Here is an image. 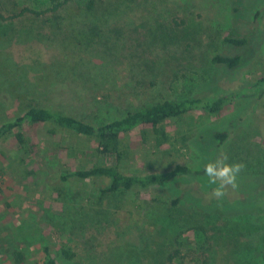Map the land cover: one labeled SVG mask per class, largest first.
Wrapping results in <instances>:
<instances>
[{"label":"rangeland","instance_id":"374dc122","mask_svg":"<svg viewBox=\"0 0 264 264\" xmlns=\"http://www.w3.org/2000/svg\"><path fill=\"white\" fill-rule=\"evenodd\" d=\"M65 1L53 11L50 0H0V52L20 65L86 57V70L111 73L106 87L123 104L97 102L98 94L67 88L44 97V105L100 123L202 90L229 100L219 114L199 110L168 120L170 141L161 147L150 127L123 136L133 153L129 171L187 165L195 174L113 198L102 208L88 203L96 192L91 182L63 178L97 162L75 150L88 152L94 141L82 138L78 144L70 136L55 137L42 126L26 125L37 150L26 164L12 138L1 140L0 264H12L8 244L24 250L29 264H43L45 246L60 264H72L61 255L63 245L76 252L75 264H119L113 252L125 242L140 248L162 244L167 252L161 260L143 258L134 264H264V92L254 85L264 76V0H100L101 10L115 9L96 29L89 18L69 17L79 14L87 0L55 4ZM28 30L32 35L25 41ZM83 31L93 32V41L74 46ZM235 32L248 39L247 45L223 43ZM216 54L242 55L241 66L214 65ZM226 130L230 137L218 147L213 134ZM74 153L81 154L78 160ZM221 153L245 168L239 187L216 200L203 168ZM92 182L98 188L108 181ZM178 197L181 203L173 206ZM238 223L255 225V232L240 228L234 233L231 228Z\"/></svg>","mask_w":264,"mask_h":264},{"label":"trees","instance_id":"16d2710c","mask_svg":"<svg viewBox=\"0 0 264 264\" xmlns=\"http://www.w3.org/2000/svg\"><path fill=\"white\" fill-rule=\"evenodd\" d=\"M50 1L54 4L53 11H57L58 8L66 3L65 1L57 5L55 4L57 0ZM126 1L123 0L122 2ZM99 2L100 0H87L85 8L78 10L79 14L69 17L71 20L76 16L89 18L96 25L93 29H96L99 23H103L113 16L115 9L101 10ZM25 11L27 10L25 9ZM118 11L119 9H117ZM0 18H3L1 9ZM49 22H51L50 18ZM30 35H32V31L28 30L24 33V40H30ZM93 36V32H86L79 39L81 41L76 40L73 45L77 46L81 42L90 46ZM223 43L226 46L243 47L247 45L248 39L241 37L235 32L226 36ZM242 59V55L225 56L216 54L212 58V63L234 70L241 66ZM87 63H90V61L86 57L80 56L77 58L74 55H68L64 60L54 63L46 64L34 60L31 64L20 65L14 61L9 53L0 52V141L12 138L16 142L17 155L20 156V162L26 164L30 163L37 151L35 144L32 143V137L25 131L26 125L42 126L48 134L55 137L57 134L70 136L78 144L82 138L94 141L95 146H90L88 152L79 149L75 150L82 155L85 153L87 156L97 159V162L94 164L90 163L91 165L89 163L88 165L85 164L83 168L70 170L63 178L65 180L76 179L78 181L91 182L93 185L91 186V191L96 192L88 203L98 208L104 207L113 198L129 196L138 190L161 187L176 178L193 176L195 172L187 165H177L170 171L153 173L129 171L127 166L132 159L133 153L130 147L124 144L123 136L136 129L150 127L153 131L151 133L155 137L156 145L161 147L170 141L165 126L168 120L180 119L199 110L210 114H219L224 110L229 97H218L214 94L206 96L204 94L205 90H202L203 93L193 96L159 101L142 109L129 110L119 118L100 123L84 120L83 118L78 119L75 115L54 110L42 103L44 97L61 91V89L69 88L70 91L80 95L98 94V97L94 96L97 102L108 103L109 99H112L123 104L122 97L117 98L114 96V89L106 87V84L110 82L111 73L106 70L101 73H93L90 70H86ZM101 66L104 67L103 65ZM254 85L261 92H264V76L259 78ZM146 133L144 132V134ZM213 135L218 147H222L230 137V132L226 130L224 132H216ZM79 153L73 154L74 160H78L81 155ZM96 179L99 181L107 180L108 182L95 188L92 181ZM180 203L181 198L179 197L172 201L173 206ZM221 204L224 203L222 202ZM158 210L160 209L156 208L155 214ZM240 228L251 230L250 232L252 233L255 232L256 226L238 223L233 225L231 230L237 233ZM60 252L66 262L75 264L77 261V254L73 252L70 246H61ZM6 255L11 258L12 264H29V256L26 252L10 244L7 245ZM43 255V264H60L49 246L43 248ZM113 255L115 261H118L119 264H134L143 258L161 260L167 256V252L163 250L162 244H158L155 248L149 245L140 248L130 242H125L116 247ZM91 261L94 262L92 259Z\"/></svg>","mask_w":264,"mask_h":264},{"label":"clouds","instance_id":"9594fccd","mask_svg":"<svg viewBox=\"0 0 264 264\" xmlns=\"http://www.w3.org/2000/svg\"><path fill=\"white\" fill-rule=\"evenodd\" d=\"M226 153L209 160L204 164L203 172L207 177L208 185H214L211 191V198L223 199L229 189L236 190L239 187L238 179L245 168L243 163H229Z\"/></svg>","mask_w":264,"mask_h":264}]
</instances>
